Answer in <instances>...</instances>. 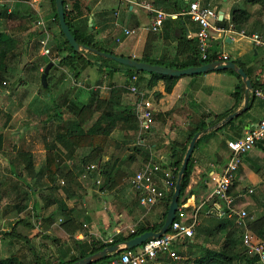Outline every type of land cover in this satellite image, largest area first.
Instances as JSON below:
<instances>
[{
    "label": "crops",
    "instance_id": "0c3cea01",
    "mask_svg": "<svg viewBox=\"0 0 264 264\" xmlns=\"http://www.w3.org/2000/svg\"><path fill=\"white\" fill-rule=\"evenodd\" d=\"M0 1L5 2L15 12L12 15L11 23L12 35L17 40V47L14 51L17 54L15 59L25 55V52L33 44L35 47L38 46L39 40L46 36L43 27L37 24L39 20L43 21L49 35L47 46L51 49L63 44L64 40L60 34L59 23H56L54 18L51 0ZM189 1L191 0H77V2L66 0L65 17H67L71 28L77 31L78 34H95L100 46L109 50L111 54L130 57L138 61L147 55L153 61L159 62L156 63L157 65L175 68L170 67L169 64H172L175 60H184L185 53H187V47L182 48L178 41L181 33L179 23L176 18L167 19L160 29L153 31L151 24L154 14L139 5V3L150 4L165 13H183L179 16V20L187 17L188 21L186 20L185 23L187 28L186 37L196 40L195 33L197 31L193 30L196 23L184 14ZM203 3L214 8L217 12L222 11L223 20L226 23L230 18V9L233 6H238L239 3H243L249 11L254 10V7L247 0H203ZM125 30H129L131 33L125 34ZM253 33L258 34V30L255 29ZM215 42H220V52L226 54L228 60L235 63L236 61L241 62L247 67L253 66L255 72L262 71L264 73V45L256 46L247 37H241L234 33L221 38L218 33H214L212 46ZM231 45L233 46L232 50L235 52L234 55L226 51L227 47ZM253 53L256 55L254 59L251 58ZM44 58L49 59V56L41 55L40 59L43 60ZM89 58L94 62L89 67H94L98 71V76L95 75L91 78L84 75L81 81L79 77L72 78L73 94L77 93L74 97L86 102L87 95L84 96V94L88 93L90 96L94 93L100 98H107L112 90L119 89L118 94L115 92L119 104L114 107V111L122 113V111L132 110L138 121V131L136 135L132 134L131 126L120 121L114 129V131L118 130L121 134V139L116 141V143H119L116 146H119L118 148L121 150L117 151L116 155H119L118 152L121 151L124 153L121 152L122 157L132 154L131 149L133 148L131 147L137 144V147H140L142 151H148L149 158L145 161L143 157L136 155L133 161L135 164L153 161L168 165L169 162L181 154L182 147L186 144L192 130L199 126L201 122H211L216 114L227 111L233 104L231 93L234 91L238 79L226 70L176 76L178 79L175 85L169 93H166L163 80H158L151 88L147 86L150 79L148 73H132V76L136 77L133 79L132 76H129L130 72L123 67L126 65L118 62L114 65L106 62L104 64L103 61L96 60L92 55ZM56 59V57H53L52 62H56ZM103 64V71L100 72L98 67ZM86 69L87 67L84 71ZM109 70L113 72H109ZM139 79L141 80L139 81ZM55 80L54 84L56 85L54 88L58 85V76L55 77ZM132 84H135L139 89L138 93L130 91L129 86ZM78 89H82L81 92H78ZM89 96H87L88 99ZM143 100H148L153 109L154 123L148 132H143L140 129V112ZM256 103L260 107L257 111L254 110ZM263 109V105L256 99L251 109L248 110L247 120L250 122L249 126H254L257 123L262 116ZM248 129L242 130V134ZM20 130L23 131V128ZM13 133L18 132L14 130ZM232 136L233 132L229 129H223L203 135L199 141H196L191 153L193 162L191 185L200 181L202 185L206 186V189L200 190L197 196H190L180 206L187 217L191 215L194 207L201 206L199 212L200 210L203 211V203L211 195L212 183L210 177L214 173V168L224 165L229 158L230 151L225 145V141ZM17 137L22 138L20 134ZM110 139L115 138L111 136ZM130 142H133V144ZM25 148L33 155L34 173H39L33 177L26 175L24 172L20 174L21 169L19 167L17 174L21 176L12 173V203L0 202V259L7 258L15 253L27 264L33 263L37 257H40L44 264L56 263L59 260L66 261L79 253L78 242L80 240L100 239L107 242L108 238H113L115 235L127 234L138 224H153L159 221V216L163 210L162 200L149 209L142 206L139 203L135 189L130 183V177L125 181L123 180L120 186L110 191H100L99 186L94 184L96 182H93V179H101L98 169L96 175L92 178H85L83 175L78 177L86 190H84L83 197L79 202L64 199L65 206L71 209V213L68 215L69 218L66 219L63 214L56 210L54 203L45 206V194L47 193L46 188L49 185V179L41 168L45 163L46 147H42V152L39 154V163L35 160L36 151H34V148H29L28 144ZM12 149H14V146ZM79 149L86 150V148ZM77 150L70 158L62 156L60 163L64 169L78 171L73 158L85 150ZM258 150V147L253 148L249 152V156L252 159L256 158L259 155ZM86 151L89 153V149ZM86 155H83V157ZM102 157L101 155L100 160L103 162L109 159V155ZM259 163L262 164L263 162L259 161ZM91 164L96 165L95 162H91ZM251 164L253 165L251 159L246 160L243 158L242 166L244 170L252 173L251 178H248L253 180V184L259 190V193H264V178L259 175L260 171L255 173L250 169ZM5 177L7 178V175ZM24 183H29L33 189H28L31 199L22 212L18 208L20 204L18 192L25 185ZM59 192L64 198L62 191L59 190ZM33 201L37 202L36 210L33 208ZM25 211H30L31 215L36 211L40 214V217L36 220L32 217L31 221L26 224L20 219ZM53 211L55 213L49 217L48 221L43 222L42 220L48 217V213ZM200 216L203 221L201 226H204L205 216L207 215L199 214V219ZM23 236H26L27 240L23 239ZM140 246L130 250L139 251ZM146 264L161 263L152 260Z\"/></svg>",
    "mask_w": 264,
    "mask_h": 264
},
{
    "label": "trees",
    "instance_id": "16d2710c",
    "mask_svg": "<svg viewBox=\"0 0 264 264\" xmlns=\"http://www.w3.org/2000/svg\"><path fill=\"white\" fill-rule=\"evenodd\" d=\"M77 2V0H74ZM247 2L254 7L253 11H249L245 7L240 6H233L230 9V18L228 24H231L232 28L236 31H244L246 34L253 33L255 29L258 30L259 36L263 39L264 38V0H247ZM54 18L56 23H58V18L56 14L54 0H51ZM64 11H66V0H63ZM15 14L10 7L3 1H0V75L4 74L5 72L2 70L4 64H7L8 58L12 56V74L20 67V61L15 59L17 54L14 53L17 47V40L12 35V15ZM81 14V13H80ZM78 14V15H80ZM189 18V16H188ZM176 18L177 22L180 25L181 33L179 34L178 41L182 48L185 46L187 47V53H185V59L182 61L175 60L172 64H169L170 67H175L178 69L192 67V66H199L202 63L212 62L215 61L217 53L220 52L219 46L220 42H215L211 47V52L209 54V58L205 61H202L199 58V52L197 47V41L195 39H188L186 37V18ZM65 20L76 38V40L80 44L87 45L91 48H95L99 51L109 52V50L103 48L99 44V40L96 38L95 34H78L77 31L73 30L70 26V23L65 17ZM191 20V19H190ZM188 21V20H187ZM193 30H198V25ZM60 34L63 37V44L61 46H55L50 49L49 59L44 58L41 65L34 66L35 69L39 70L40 67L52 61L53 57L57 58L56 62H53L51 69L53 68H60L62 69V75L59 78V84H63L64 75H68L71 78H77L80 76L81 72L92 62L90 58L87 56V53H90L96 60L103 61L104 64H118L112 59L103 58L97 54H93L91 52H76L68 41L65 39L63 33L60 30ZM251 58H256V55L253 53ZM140 61L149 62L151 64L159 63L157 61H153L152 59L148 58L147 55L143 56ZM106 62V63H105ZM238 66L242 67L246 72L247 76L249 77L251 84H252V92L249 95V102L248 108L245 112L240 114L237 117L226 122L223 126L215 129L207 134H211L215 131H221L223 129H229V131L233 132V136L228 139H236L242 136V130L251 128L249 126L248 118V110L251 109L256 98L254 96V91L260 89L264 91V73L262 71L255 72L253 66H246L241 62L236 61ZM103 65L98 67L100 72L103 71ZM9 67V66H8ZM125 67L130 73L129 76H132V73L142 74L148 73L150 75V79L148 81L147 86L149 88L153 87V85L158 80L164 81V90L166 93H169L175 82L177 81L178 77L176 76H169V75H162L156 72H145L139 71L135 68L129 66ZM264 68V67H263ZM262 69V68H261ZM229 73L235 75L238 79V83L236 84L234 91L231 93L233 104L232 106L225 112L216 114L215 118L209 122H201L199 126H197L194 130L191 131L189 134V138L187 139L186 144L182 147L181 154L173 159L169 164L168 167L173 168V173L175 176V181L177 178L178 170L181 165L183 154L186 150L187 143L191 139V137L198 131H201L210 125L215 124L216 122L223 119L228 113L236 110L243 101V93H244V84L240 79V76L233 70H226ZM43 70L40 71V75L42 74ZM109 72H113L109 70ZM50 77V72L47 73L46 81H48ZM141 79H139L140 81ZM138 82V81H137ZM50 85L47 82V87H43L40 85L41 92L48 90ZM119 89L112 90L111 94L107 98H100L96 96L94 93H90L89 99L86 102H82L80 99L71 98L68 103V109L70 112L73 113L72 119L68 122L62 123V113L63 111L57 107H54L55 113L54 117L55 120H59V124L56 129H54V136L50 145H47L45 148V163L41 168L43 173L48 176L49 185L47 186L46 190L47 193L45 194V206L54 203L56 206V210L60 214H63L66 219L69 218L68 215L71 213V209L67 208L64 203V199H71L74 202H79L83 197V186L82 182L78 180V177L86 173L85 178H92L96 175V170H87V166L91 163L86 164V160L92 157L93 161H95L99 174L101 176L100 183H99V190L100 191H110L123 183V180L128 176V169L129 166L134 160L136 155H140L144 158L145 161L148 160L149 154L148 151L144 152L140 147L134 146L133 150L135 153L129 154L124 157H119L116 155L114 160L112 159L114 154L109 157V159L105 162H101L100 156L98 155L103 149H105L108 139L110 138L111 133L120 123V121L126 122L131 126L132 134L136 135L138 131V121L135 115L133 114L132 110L122 111L119 113L114 111V107L119 104L118 97H115V92ZM121 90V88H120ZM53 99V97H52ZM67 99V98H66ZM65 100V99H64ZM68 101V99H67ZM54 102V101H53ZM56 106V103H54ZM125 113V115H124ZM91 122V124H89ZM87 124L89 126H87ZM205 134V135H207ZM204 135V136H205ZM202 138V137H201ZM199 138L198 141L201 139ZM226 145V141H225ZM227 146V145H226ZM258 153L256 158L252 159L249 156L248 151L241 156L242 159H251L253 165H250V169H252L255 173L259 172V169L264 166V145L259 144ZM79 148H86L89 149V153L82 157L80 160L81 163L78 167V171H74L71 169H64L61 166L60 161L62 160V156L65 158H70L71 155ZM255 148V147H254ZM4 146H3V135L0 134V151L2 154ZM94 156V157H93ZM98 158V159H97ZM90 159V160H91ZM6 160L9 161L10 170L12 173L17 174L15 169L19 167L21 169V174L23 172L28 176H36L39 172L34 173L33 167V155L30 151H27L26 148H16L12 149V157L7 156ZM259 161L263 163L260 164ZM193 170V162L190 157L188 161L187 168L184 172V176L181 183L180 194L178 198L179 207L185 203L186 199L192 195L197 196L200 190H205L206 186L202 185L200 181L196 184L191 185V175ZM237 170H244L242 163H240ZM236 170V171H237ZM21 176L20 174H17ZM133 175V173H132ZM63 181V183H61ZM25 184V183H24ZM236 184L235 178L233 180L232 186L228 190V194L231 195L234 199L233 206L237 208L240 203L243 202L247 191L246 189H238L233 190ZM28 189H33L32 185L26 183L21 187L19 190V198L20 204L18 208L19 211H24L27 206L26 199L30 200L31 195ZM59 190L62 191L64 194V198L60 195ZM249 192V191H248ZM173 193L170 191L163 199V210L159 216V221L153 224H138L135 226L133 231H129L127 234L122 235H115L112 238V242H103L100 239L97 240H89L84 239L78 242L79 253L76 256L71 257L69 260L63 261L59 260L56 263H49V264H69L73 261H76L80 258H83L87 255H90L98 250L103 249L104 247L115 244L121 243L125 240H128L136 235H139L145 231H154L157 232L164 223V219L167 213V209L171 200V196ZM264 196V193H261ZM253 203H258L260 199L256 197L255 194H250ZM261 202H259L260 204ZM262 204V210L260 212H253L249 211L246 213L245 217V225H238L236 222V217L234 215L227 216V214L223 216H216V215H207L205 216V225L204 226H197L194 229L195 238L190 237L184 240H179V249L178 253L182 256H185L184 252L186 249L188 253L191 250L196 248H200L201 252L198 255L191 256L192 258H186L183 262H178L166 254H158L157 257L154 259L157 262L159 261L161 264H255L256 257L249 256L246 252L245 247L242 244V234L244 232L245 227H247L255 236L258 237L262 242H264V202ZM37 202L33 201V208L36 210ZM204 209L205 206H204ZM55 213L49 212L48 217L43 219V222H47L49 217ZM200 214H204L202 210H200ZM32 217L37 218L40 217L38 212H34L31 215L30 211H25L23 216L20 217L22 221L28 224ZM179 218L178 213H176V219ZM20 220V221H21ZM19 221V220H18ZM17 221V222H18ZM16 222V223H17ZM82 224V223H81ZM194 235V234H193ZM23 236V239L27 240ZM210 240L215 241L216 245L210 246ZM212 243V242H211ZM30 247V246H29ZM141 247V246H140ZM135 249V248H133ZM118 253H114L113 255H107L103 257L101 260L91 263V264H108L110 259L116 256ZM0 264H27L24 260H21L17 254L12 253L7 258L0 259ZM30 264H44L43 260H40V257H37L33 263Z\"/></svg>",
    "mask_w": 264,
    "mask_h": 264
},
{
    "label": "built area",
    "instance_id": "2783aa9c",
    "mask_svg": "<svg viewBox=\"0 0 264 264\" xmlns=\"http://www.w3.org/2000/svg\"><path fill=\"white\" fill-rule=\"evenodd\" d=\"M139 5L145 7L149 12L154 14L151 24V29L156 31L162 27V24L167 19L178 18L181 12L165 13L150 4L140 2ZM189 18L198 25V30L195 33L199 58L205 61L209 58L211 52L212 40L214 33H218L219 37H224L227 34L234 33L241 37H247L256 46L264 45V39L259 34L252 33L247 35L243 30L236 31L231 24L226 23L224 28H219L216 25L218 12L203 3V0H191L188 3V8L184 12ZM46 32V36L39 40L41 55L48 56L50 48L47 46L48 37L45 24L42 20L37 22ZM131 31L125 30V34ZM190 36V35H189ZM215 61H226L228 56L222 52L217 53ZM205 63V62H204ZM135 79V76H132ZM133 93H138L139 89L135 84L129 86ZM255 98L263 105L264 108V91L257 89L254 91ZM140 129L143 132H148L154 123L153 109L148 100H143L140 112ZM264 145V109L262 116L257 123L246 130L241 137L236 139L226 140L227 148L230 151V156L224 165L214 168V173L211 175L212 190L210 198L203 205L205 215H216L218 217L227 214L234 215L238 225H245L246 211L233 206L234 199L228 194L229 188L232 186L235 178L236 170L241 163V156L252 150L257 145ZM87 170H96L95 164H90ZM86 173L83 174V177ZM97 184L100 179L95 180ZM63 183V181H61ZM130 183L135 189L139 203L147 209L161 201L175 186V176L173 168L163 165L158 162L148 161L142 164L130 177ZM252 192V189H249ZM199 209L194 207L192 213L187 217L182 209L178 207L177 212L179 218L174 220L169 225L168 230L161 236L147 239L140 247L139 251L125 250L119 252L116 256L110 259L108 264H146L154 260L158 254H166L174 260L179 259V240L190 238L194 234V229L199 225ZM133 231V230H131ZM242 244L249 256L256 257L255 264H264V242L258 239L247 227L241 237ZM107 242H112V238H108Z\"/></svg>",
    "mask_w": 264,
    "mask_h": 264
},
{
    "label": "rangeland",
    "instance_id": "374dc122",
    "mask_svg": "<svg viewBox=\"0 0 264 264\" xmlns=\"http://www.w3.org/2000/svg\"><path fill=\"white\" fill-rule=\"evenodd\" d=\"M238 6L245 7L243 3H239ZM232 47V45L228 46L226 51L234 55L235 52L234 50H232ZM87 56L90 57L91 54L87 53ZM40 57V43H38V46L36 45V47L33 44L32 47L28 48V50L25 52V55H21V58L17 59L18 61H20V67L15 71V73L12 74L11 56L10 58H8L7 64H4V66L2 67V70L5 73L0 75V134L3 135L4 146V154H2V152L0 151V202H8V204L9 202L12 203V171L10 170L9 161H6L5 159L7 156L12 157V147L14 146V149L18 147L25 148L26 144H28L29 148H34V151H36L34 156L35 160L39 163V154H41L42 152V147L45 148L47 145H50L54 136V129H56L59 124V120H55L56 117H54V113L56 110L54 109V107H57V109L60 108L63 111L62 123L68 122L73 117V113L68 109L69 100L76 96L75 94H77L76 92L75 94H73L74 90H72V78L65 74L64 79L62 80L63 84H59V86L57 85L56 88H54V86L56 85L54 84L56 81L55 77L58 76V78H60L63 71L60 68H50L48 71V73L50 72V77L48 81H46V83L48 82L50 87L48 90L41 92L40 85L42 84L40 70L34 68V66L42 64ZM89 66H87L86 71H84V69L81 72L79 76L80 81L81 78L84 77V75H88V77L91 78L95 75L98 76V71L94 67L92 68ZM42 70L43 66L41 68V71ZM80 90L82 89H78V92ZM86 95L89 96L88 93L84 94V96ZM87 96L86 101L88 100ZM66 98L68 99V101ZM54 103H56V106L54 105ZM259 108L260 107L256 103L254 110L256 109L257 111L259 110ZM89 124H91V122H89ZM87 126L89 125L87 124ZM22 128L23 131L20 130ZM14 130H17L18 133H13ZM18 134H20L22 138L17 137ZM120 135L121 134L118 130L114 131L111 136H113L116 140L108 139L105 149H103L98 155H102L103 157L109 155V157H111V155L114 154V158L116 156V152L121 150L120 148H118L119 146H116L117 144H119L116 143V141H119L121 139ZM130 143L133 144V142ZM135 145L138 146L137 144ZM133 147L134 146L132 145L131 148ZM86 150L84 152H80L73 158L74 164H76V168L79 167L81 163L80 160L82 159L83 155H86L88 153V151ZM121 152L123 153V151ZM121 152H118L120 153L119 157H122L121 155L124 154H121ZM131 152L133 154L135 153V150L131 149ZM91 158L92 157L86 160V164L95 162L93 160H90ZM101 162L103 161L101 160ZM141 165L142 164L140 163L135 164L134 162H132L129 166H127L126 169H128V173L130 172L128 176L132 175V173H134ZM15 171L18 173V167L15 169ZM259 171V175L264 178V166L261 167ZM19 173L21 174V172ZM251 174L252 173L250 171L246 172L245 170H237L235 174L236 184L233 188V190L235 191L238 189H246L247 194L243 202L237 206L238 209H243L246 211V213L248 212L246 208H248L249 211L251 210L253 212H260L262 210L261 203L264 202V196L259 193V190L253 184V180L250 179ZM5 175H7V178L5 177ZM9 176L11 177V179ZM127 179L128 178L126 177L124 181ZM93 180V182H95V179ZM94 184L99 186V184L97 183ZM85 185L87 186V184ZM249 189H252V192H248ZM83 190L86 189L83 187ZM250 194H255L256 197H259L258 200L260 199L259 202L261 203H253V201H251L252 198ZM25 202L28 203L29 199H26ZM199 220L201 225L203 222L201 216ZM194 236L195 232L193 238H195ZM209 245L213 246L216 245V243L215 241L210 240ZM216 246L218 247V245ZM200 252V248H194L191 250L190 254V252L188 253V250L186 249V251L184 252L185 256L179 254L180 259H177L176 261L183 262V260H185L186 258H192L191 256L198 255L200 254Z\"/></svg>",
    "mask_w": 264,
    "mask_h": 264
},
{
    "label": "water",
    "instance_id": "95a60500",
    "mask_svg": "<svg viewBox=\"0 0 264 264\" xmlns=\"http://www.w3.org/2000/svg\"><path fill=\"white\" fill-rule=\"evenodd\" d=\"M55 3V9H56V14L58 18V23L61 32L63 33L65 39L68 41V43L71 45V47L76 51V52H93L103 58H109L112 59L120 64L135 68L136 70L139 71H145V72H156L158 74L162 75H169V76H181V75H193V74H200V73H205L208 71H221V70H233L235 71L239 76L241 81L244 84V93H243V102L242 105L236 109L235 111L227 114L223 119L220 121L216 122L215 124L196 132L191 140L189 141L186 150L183 154L182 161L180 168L178 170L175 186L173 189V193L171 196V200L167 209V213L164 219V223L161 226V228L157 231H145L139 235H136L128 240H125L121 243H115L108 245L104 247L101 250H98L90 255H87L83 258H80L76 261H73L69 264H91L94 262H97L101 260L103 257L107 255H113L114 253L122 252L125 250H130L131 248L137 247L142 245L147 239L149 238H156L161 236L163 233H165L171 222L174 220L176 216V212L179 206L178 203V198L180 194V189H181V183L182 179L184 176V172L187 168L188 161L191 157V153L194 149V146L196 144V141L203 135L218 129L219 127L223 126L226 122L229 120L233 119L234 117L239 116L243 112H245L248 108V102H249V95L252 92V84L247 76L246 72L244 69L240 66H238L237 63H235L232 60H226V61H212V62H207V63H202L199 66H192V67H187L183 69H175V68H169L165 66H160L157 64H151L148 62L144 61H138L136 59L130 58V57H123V56H117L114 54H111L109 52H104V51H99L95 48H91L87 45L80 44L74 35L72 34L66 20H65V11H64V6H63V0H54ZM217 27L219 28H224L226 26L225 21L223 20V12L218 11V16H217ZM52 61L48 62L41 74V84L45 88L47 87L46 83V76L49 71V69L52 66Z\"/></svg>",
    "mask_w": 264,
    "mask_h": 264
}]
</instances>
